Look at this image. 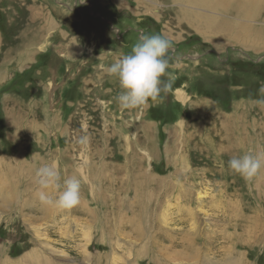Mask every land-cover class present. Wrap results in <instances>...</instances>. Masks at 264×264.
I'll use <instances>...</instances> for the list:
<instances>
[{
	"label": "rangeland",
	"instance_id": "obj_1",
	"mask_svg": "<svg viewBox=\"0 0 264 264\" xmlns=\"http://www.w3.org/2000/svg\"><path fill=\"white\" fill-rule=\"evenodd\" d=\"M91 1L0 0V264L3 259L7 264H38L37 256L44 259L39 264H264V168L247 179L226 165L235 148L226 134L231 127L224 122L234 115L244 117L241 123L247 118L243 133L254 134L258 153H264V105L256 103L264 99L259 92L264 85V0H228L218 7L191 0H118L135 11L138 1H148L149 8L141 9L146 15L135 18L151 23L152 14L157 28L178 26L183 35L167 54L169 68L162 80L171 78V90L136 109L119 106L116 97L122 89L115 77L89 67L97 60L84 53L94 45L74 21L75 16L79 21L93 17ZM99 2L104 5L98 9L113 17L116 7ZM74 6L87 11L82 7L75 13ZM131 26L132 32L143 31L142 37L155 34L144 32V25ZM40 27L46 29L38 46H23L28 31L37 33ZM136 37L133 33L114 43L125 44L124 51L131 53L142 38ZM76 41L83 53L61 66L55 56ZM92 149L108 152L107 160L93 158ZM93 159L112 167L129 165L121 194L126 206L118 215L113 212L116 194L107 192L111 187L102 168L96 167L94 182L88 178L94 174V169L88 171ZM52 162L59 174L60 167L71 171L79 165L77 206L61 209L37 196L36 170ZM145 171L160 178L162 187L154 191L153 184L141 185ZM61 178V187L46 190L52 199L62 191ZM16 179L11 187L4 181ZM138 182L142 197L136 195ZM141 200L145 203L137 211ZM184 206L197 218L179 228L194 227L193 247L198 250L193 248L185 261L179 248L160 254L170 243L156 236L166 226L168 210ZM233 208L251 232L237 246L229 237ZM136 211L149 222L158 220V228L153 231L150 222V232L132 231L129 220L137 217Z\"/></svg>",
	"mask_w": 264,
	"mask_h": 264
},
{
	"label": "clouds",
	"instance_id": "obj_2",
	"mask_svg": "<svg viewBox=\"0 0 264 264\" xmlns=\"http://www.w3.org/2000/svg\"><path fill=\"white\" fill-rule=\"evenodd\" d=\"M171 44L172 42L163 35H145L133 45L130 54H122L107 67V74L115 77L122 89L116 97L121 108H139L149 100L156 101L161 92L167 93L171 90V78L166 82L162 80L169 68L167 54ZM259 92L264 94V85L260 87ZM256 103L264 105V99ZM86 139V137L82 138L81 142L85 143ZM32 157L34 158L35 154ZM228 166L243 177L251 179L264 168V153H245L242 156L233 157L228 161ZM35 179L39 186L37 196L43 203L68 209L81 202V182L75 176L64 179L62 191L55 199L47 194V189L61 187L58 184L60 177L55 162L38 167Z\"/></svg>",
	"mask_w": 264,
	"mask_h": 264
},
{
	"label": "bare ground",
	"instance_id": "obj_3",
	"mask_svg": "<svg viewBox=\"0 0 264 264\" xmlns=\"http://www.w3.org/2000/svg\"><path fill=\"white\" fill-rule=\"evenodd\" d=\"M192 1V4H193V2H195V3H197V4H199V5H205L206 3H207V5L208 6H210L211 5V7H218V6H222V5H224L228 0H191ZM239 1H241V0H239ZM238 1V2H239ZM187 2V1H186ZM206 2V3H205ZM239 6H241V3H239L238 4ZM239 6H238V8H239ZM188 17H189V15H188ZM183 18V17H182ZM209 18V17H208ZM195 22H196V20H195ZM207 24H209V23H207ZM41 26V25H40ZM204 26V25H203ZM46 28H44V27H40V29H39V33L37 32V39H40L41 38V36L43 35V30H45ZM209 29V28H208ZM207 30V29H206ZM204 31V30H203ZM35 35V34H34ZM39 40H37V41H35V42H38ZM177 97L179 98V99H181L182 98V96L179 94V93H177ZM176 97V98H177ZM212 107V106H211ZM203 108V107H202ZM213 114V113H212ZM234 115V114H233ZM211 116V115H210ZM240 116V115H239ZM206 117V116H205ZM214 117V116H213ZM243 117V116H242ZM242 117H238V115H234L233 117H230V118H227V117H224V118H222V119H224L225 120V118H227L224 122H226V123H228L229 124V126L231 127L230 129L232 130H230L231 132H229V133H226L227 134V136H228V139H229V141L231 142L230 144H232L233 145V147L236 149V151H235V149H233V150H231V152H233V154L231 153V155H230V158L231 157H235L234 155H237L236 157H239V156H242V155H244L245 153H252V154H257L258 153V151H257V149H256V139H255V137H254V134L253 135H249L248 137H246L245 136V134L243 133V129L245 128V126H244V123L245 122H247V118H246V120L245 119H242V123H243V125H242V123H241V118ZM212 118V117H211ZM244 118V117H243ZM228 119H230L229 121H228ZM214 120H215V118H214ZM221 120V119H220ZM250 122V121H249ZM247 123V126H250L251 127V125H253V123ZM211 123V122H210ZM207 124V123H206ZM218 124V123H217ZM251 124V125H250ZM208 125V124H207ZM216 126V125H215ZM219 126V125H218ZM224 127V126H223ZM249 129V128H248ZM229 130V129H228ZM196 131V130H195ZM221 131V130H220ZM219 131V132H220ZM203 133V132H202ZM192 134H194V133H192ZM195 135V134H194ZM199 135V134H198ZM207 135V134H206ZM222 135V134H221ZM224 135V134H223ZM226 136V137H227ZM224 137V136H223ZM216 138V137H215ZM217 139V138H216ZM250 139V140H249ZM264 139V138H263ZM206 140H207V138H206ZM226 140H227V138H226ZM206 142H208V141H206ZM211 142V141H210ZM251 143H253V145H251ZM224 144V143H223ZM227 144V143H226ZM249 144L251 145V146H249ZM209 145V144H208ZM213 146V145H212ZM223 146V145H222ZM256 146V147H255ZM227 147V146H226ZM197 148V147H196ZM202 148V147H201ZM238 148V149H237ZM77 149V148H76ZM204 149H206V148H204ZM221 149V148H220ZM75 150V149H74ZM78 152V151H77ZM76 152V150H75V152L74 153H77ZM91 152V151H90ZM235 152V153H234ZM91 155H92V157L94 158L96 155H98L99 157H103V160L105 159V160H107V157H108V152H106L105 150H99V149H92V152H91ZM128 155V154H127ZM69 156V155H68ZM105 156V157H104ZM47 157V156H46ZM36 159H37V157H35ZM39 158V157H38ZM126 158V157H125ZM41 159V158H40ZM129 159V158H128ZM41 161V160H40ZM45 161H46V159H45ZM51 161V160H50ZM9 162V161H8ZM7 162V164H10V163H8ZM42 162V161H41ZM59 162V161H58ZM6 163V162H5ZM26 163H28V162H26ZM36 163V162H35ZM34 163V164H35ZM40 163V162H39ZM25 164V163H24ZM41 164V163H40ZM44 164V163H43ZM117 164V163H116ZM31 165V164H30ZM76 165V164H75ZM121 165V164H120ZM123 165H125V164H123ZM226 165H228V164H226ZM6 166V165H5ZM79 166V165H78ZM78 166H75L74 167V169H72L71 171H68L67 169H61L62 167H60V174L59 175H61L60 176V178L62 177V178H64V179H67V178H69V176H71V177H73V176H75L76 178H79V171H78ZM90 166V168L91 169H88V171H93V169H94V174L93 173H90L89 175H88V178H91L90 179V181L91 182H94L95 181V179H97L96 178V176H95V173H96V167H98V166H100L101 168H102V174H103V177H104V179H106V181L109 183L108 184V187L110 186L111 187V189H108V191L107 192H111V190L114 192V194H116V198H115V201L113 202L114 204V207H115V209L113 210V212L115 213V214H119V212L121 211V209H122V206L124 205V206H126L125 205V203L124 204H122L121 203V200L123 199V195H121L122 194V191L124 190V188L126 187V185L128 184L127 182L129 181V180H125L124 179V176H123V173H125L126 171H125V169L127 168V167H129V165L128 166H111L110 164H107V162L106 161H100V162H96L95 161V159H93L92 160V164H90L89 165ZM132 165H130V167H131ZM83 167V166H82ZM23 170V169H22ZM33 170V169H32ZM70 170V169H69ZM34 172V171H33ZM68 172H71L70 174H68ZM146 172V174H148L147 175V177H143L142 179L144 180L143 181V183L141 184V185H143L144 184V187L146 186V188H147V186L150 184H153L154 185V191H156L157 189H158V187H162L161 185H163L162 183V181L160 180V178H158L157 176L155 177V176H151L147 171H145ZM21 175V174H20ZM118 175V176H117ZM113 176V178H110V177H112ZM239 176H242V175H240L239 174ZM3 177V176H2ZM98 177V176H97ZM61 178V179H62ZM93 178V179H92ZM245 178V177H244ZM5 181V183L6 184H8L9 185V187H11L12 186V184H15V182H17L18 180L16 179V180H12V182L11 183H9L7 180H4ZM173 181V180H172ZM120 182V183H119ZM119 183V184H118ZM11 184V185H10ZM138 186H136L137 187V190H136V195L137 196H140V197H142V194H141V188H142V186L140 187V182H138ZM4 187V186H3ZM174 189H175V183H172V192L174 191ZM248 189V188H247ZM91 190V189H90ZM238 190V189H237ZM13 193V192H12ZM154 192H152L151 193V195H150V197H154V194H153ZM149 194V193H148ZM145 195V197H147V196H149V195ZM151 199V198H150ZM84 200V199H83ZM104 201H106V200H104ZM108 202V201H107ZM145 202H142V200H141V204L140 203H138L137 202V205H136V207H137V211L140 209V207L144 204ZM106 204V203H105ZM147 204V203H146ZM44 205V204H43ZM42 205V206H43ZM82 205V204H81ZM80 205V206H81ZM85 205V204H84ZM42 206H41V208H42ZM52 206V205H51ZM40 207V206H39ZM45 207H46V205H45ZM146 208V207H145ZM144 208V209H145ZM87 209H88V207H87ZM49 210V209H48ZM95 210V209H94ZM183 210V211H182ZM230 210V213H231V217H230V219H231V221L234 223V225H233V229H234V232L233 233H229V237L231 238V240L233 241V243L237 246V244L239 243L240 244V242H241V239H242V236L246 233H251L249 230H248V228L247 227H244V226H242L240 223H239V214L236 212H234L233 210H234V208L231 210V209H229ZM42 211V210H41ZM136 211V213H137V217L134 219H132V220H129V225H130V229L132 230V231H135V232H137L138 234L140 233H142L141 235H144L145 233H148V232H150V222L152 223L154 220L152 219V221H148L147 220V218H146V214L144 215V217H142L141 216V214H138V212ZM35 213H39V212H35ZM114 214V215H115ZM196 218H197V216L195 215V213L193 212V211H190L189 210V208H187V207H179L178 209H177V211H169L168 210V213H167V215H165V217L163 218L164 219V225H166V226H163V228L161 227L160 229H159V231H157L156 232V236H159V235H161L163 238L165 237V239L170 243V244H168V246H166V244H165V246H164V248H161V251L159 252L160 254H163V255H166L167 254V256L169 255V252L170 251H173V249L174 248H176V249H181V252H180V254L181 255H184V256H181L180 254H178V255H180L181 257H180V260H186V258H188V255H190L192 252H193V248H194V250H197V249H195V247H193L194 245V242L196 241V240H194L193 239V231L192 230H195L194 229V227L191 229V227L189 228V227H184V228H179V227H181V226H183V225H185L186 223H189V221L190 220H195L196 221ZM259 218V217H258ZM38 220H40V219H38ZM249 220H250V218H249ZM261 220V219H260ZM157 222L155 223V222H153L154 223V225H153V231H155L156 230V228H158L157 227V225H158V220H156ZM262 221H263V219H262ZM152 223V224H153ZM249 223V222H248ZM251 223H253V222H251ZM257 223V222H256ZM193 224H195V222L194 223H192V226H193ZM255 225V224H254ZM262 225V224H261ZM251 226V225H250ZM253 226V225H252ZM258 226H259V224H258ZM257 226V227H258ZM178 227V228H177ZM247 228V229H246ZM252 228V227H251ZM255 228V227H254ZM260 228H262V227H260ZM148 229V230H147ZM239 229L241 230V233L239 232ZM235 230H236V232H235ZM257 230H258V228H257ZM256 231V230H255ZM253 232V231H252ZM257 232V231H256ZM259 232H261V230L259 231ZM191 234H192V236H191ZM258 234V233H257ZM257 234H255V235H257ZM260 235V234H259ZM226 236H227V234H226ZM250 236V235H249ZM246 237V236H245ZM254 237V236H253ZM249 237H247V239H248ZM253 239V238H252ZM151 240H153L154 242H156V240H155V235L154 236H152L151 237ZM252 242V241H251ZM244 243V242H243ZM157 244V243H156ZM179 244V245H178ZM234 244H233V246H234ZM175 245H177L176 247H174ZM197 245V244H196ZM242 245V244H241ZM236 246H235V248H236ZM243 246V245H242ZM247 246V245H246ZM198 247V246H197ZM159 248V247H158ZM175 250V249H174ZM233 250H234V248H233ZM198 251V250H197ZM202 251V250H201ZM230 251H231V249H230ZM236 251V250H235ZM222 252V251H221ZM233 252V251H232ZM196 253H198V252H195V254ZM199 253H200V251H199ZM198 253V254H199ZM234 253H236V252H234ZM32 254L33 255H36L37 254V252L36 251H33L32 252ZM194 254V253H193ZM238 254V253H237ZM159 255V254H158ZM239 255V254H238ZM152 256V255H151ZM193 256V255H192ZM33 257V256H32ZM38 257V259H35L36 260V263H43V261H44V259H42V258H40L39 256H37ZM186 257V258H185ZM195 257V256H194ZM193 257V258H194ZM198 257H200V256H198ZM45 258V257H44ZM171 258H172V255H171ZM197 258V257H196ZM201 258V257H200ZM202 258H204V257H202ZM236 258V257H235ZM240 258V257H239ZM34 259V258H33ZM160 259V258H159ZM170 259V258H169ZM198 259V258H197ZM208 259H209V257H208ZM1 260V259H0ZM91 260V259H90ZM199 260V259H198ZM156 261V260H155ZM173 261V260H172ZM183 261V262H184ZM196 261V260H195ZM48 262H50V261H48ZM164 262V261H163ZM176 262V261H175ZM238 262V261H237ZM7 263H9V261L6 259H3V261H2V264H7ZM154 263V262H153ZM199 263H200V261H199ZM190 264V263H189ZM192 264V263H191Z\"/></svg>",
	"mask_w": 264,
	"mask_h": 264
},
{
	"label": "crops",
	"instance_id": "obj_4",
	"mask_svg": "<svg viewBox=\"0 0 264 264\" xmlns=\"http://www.w3.org/2000/svg\"><path fill=\"white\" fill-rule=\"evenodd\" d=\"M96 1L95 0L91 1L92 10L94 13H92L91 10H88L89 12L93 14V17L89 15L90 17H87L88 19L79 21L80 17L75 16L77 20L74 21L76 22L75 25H77L76 30H78V32L82 34L90 35V39H91L90 44L94 46L87 48L84 54L91 53L90 55H93L96 58L97 63L95 62L93 64L92 63L89 64V67L95 70L106 71L107 67L111 63H113L115 60L119 59L122 54H130L124 51L123 47L125 46V44L116 45L114 42L125 41V39H127V37L133 33L137 35L136 37L137 39L142 37V35L144 34L143 31L140 32V30L136 28V31L132 32L133 26H131V23L137 24V25L140 24V26L142 27L144 25L146 27L142 29L147 34L157 33V34L163 35L164 37L168 38L172 43L179 42L182 39L183 35L180 33L178 26L163 24L162 28L161 27L157 28L156 26L157 20L152 17V14L150 15L152 18L150 19L152 20L151 23H144L141 20L142 18L137 19L134 17L140 13H143V15H146V12L144 14V10L141 11V9L142 7L144 8V6H146V8H149L150 4H148V1H147V4H144L141 1L140 2L138 1L137 5L135 6V8H137L138 10L135 11L133 9L134 6L128 5L124 1L106 0L107 3L113 4V6L116 7L115 9L116 12L113 17H111L106 10L98 9V7H100V5L101 6L104 5V3L102 4L101 2H99V0H96ZM151 5H154V3L152 2ZM82 7L83 9H86L85 6H82ZM82 7L74 6L73 8L75 9L73 12L75 13L79 12V10H81ZM147 14H150V13H147ZM30 18H31L30 16L27 17L29 22H30ZM34 18H35V15L33 14V18H31V24L33 27L35 25ZM115 28H116V31H114ZM35 30L33 29L34 32ZM136 32H139V33H136ZM36 35L37 33H33V32L31 33L29 30L26 42L23 46L32 45L31 47H34V48L37 47L38 44L41 42L43 35L41 36L40 39H37ZM61 36L63 37V35ZM37 40L39 41L35 42ZM72 44L74 43L71 42V46L63 50V54L55 56L56 62H59L61 66L62 65L64 66L65 61L72 62L76 58L77 54H79L80 51L83 53V50H81L79 47L78 41H76L75 46Z\"/></svg>",
	"mask_w": 264,
	"mask_h": 264
}]
</instances>
